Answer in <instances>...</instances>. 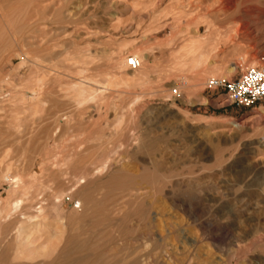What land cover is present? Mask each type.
<instances>
[{
  "label": "rangeland",
  "instance_id": "rangeland-1",
  "mask_svg": "<svg viewBox=\"0 0 264 264\" xmlns=\"http://www.w3.org/2000/svg\"><path fill=\"white\" fill-rule=\"evenodd\" d=\"M212 4L0 0V210L8 173L34 183L29 214L65 196L46 220L62 251L53 264H264V101L239 107L207 84L264 66V24L244 25L245 7L214 19ZM210 21L220 35L190 70L180 48ZM135 53L141 69L119 64ZM86 76L100 94L84 106L71 89ZM97 164L107 168L71 200L74 177ZM77 199L86 206L70 216ZM23 221L0 220V232L11 241ZM5 248L0 264H14Z\"/></svg>",
  "mask_w": 264,
  "mask_h": 264
},
{
  "label": "bare ground",
  "instance_id": "bare-ground-1",
  "mask_svg": "<svg viewBox=\"0 0 264 264\" xmlns=\"http://www.w3.org/2000/svg\"><path fill=\"white\" fill-rule=\"evenodd\" d=\"M256 1L255 0H213L212 6L210 8H208L207 11H208L209 15L211 17H213L214 19H220V17L222 18V16H223L224 21L228 22V21H230L236 17V15L241 11V9H242L241 7H245V8H243V11H244V17L243 18H251V20L250 21H248V20L246 21V19H245V21L243 20L244 25H246L247 27H249L251 23L263 25L264 24V4L259 5L258 3H256ZM251 3H253L254 5L253 4L251 5ZM240 20L242 21V19H240ZM217 21L219 22V20H217ZM217 21L215 23L211 22V21L207 23V32L209 33L208 37H206V38H198V37L197 38H191L188 41L186 40L184 45L180 48V53H179L180 56L178 57V59H181L180 61L183 62V65L188 66L190 68V70L191 69L197 70L198 68H200L202 65H204L207 62L208 57H207V54L205 53V49L207 46H210L209 44L213 43L215 36L217 37L220 35V33L218 32V29H219L218 26L219 25L217 24L218 23ZM204 22H206V21H204ZM219 24H221V23H219ZM237 32H238V30H237ZM213 44H211V45H213ZM133 56L140 63V67L138 69H141L142 65H143L142 63L144 60V56L140 53H135ZM128 63H129V58H126L125 60H122V62L119 64H121L123 68L124 67L126 68L127 66H129ZM81 67H83V66H81ZM236 68L237 67H233L231 70H235ZM80 71H81V68H80ZM81 74H82V72H81ZM113 76H115V75H113ZM129 78H130V80L126 81V83H125L126 84L125 87L128 86V88H129V86H132L130 84V83H132L131 81H137L136 76L129 77ZM109 82L110 81H108V83ZM97 83H99V82H97ZM95 84H93V86H92L91 79L89 80L88 77H87V79L85 78V80L80 79V81L75 82L74 85L72 86V89L70 88L71 91L73 92V97L75 98V102L77 104H81V105H84L87 103L90 104V101H92V100H94L96 102V100H97L96 96H97V94H100L99 93L100 91L98 88H94ZM99 84L102 85V88H104L105 86L107 87V85L103 86V84H106V82H102ZM113 84H112L113 86H116L115 83H113ZM117 85H120V84H117ZM13 90H11V91H13ZM100 90H102V89H100ZM103 90H107V89H103ZM103 90H102V92H103ZM40 94H37L35 96L36 98L31 99V101L29 102V105H28L29 107L30 106L35 107L38 103H40L42 101V100H40ZM101 97H102V95H101ZM98 99H100V98H98ZM9 100H11V99H9ZM97 101H99V100H97ZM226 102L227 101H225L224 103H226ZM78 107H79V105H78ZM261 110H264V107L261 108ZM100 168L101 169L107 168V165L104 166L102 164V165L95 166L92 168V170L89 169L88 171H85L84 175H82L80 177H74V179L71 183V186L68 189L69 191L66 195L70 194V199L73 200V197L75 195H77V192H79V190L81 188L86 187L89 184L88 182L91 178L98 175V173L100 172L99 170H101ZM5 177H6L7 182L11 185V190H9V194H8L9 197H7L8 199L6 200L7 202H6L5 206L3 207L2 210H0V220L4 219L5 221H7V220H11L12 218L16 217L17 215H20V217L22 219H26V217H28L30 223L27 225H24V221L21 222L20 226L18 227L17 231L15 232V237L13 239H11V241H9V239L12 236L9 238V236L7 234L0 232V242L2 244L6 245V248L4 249V251H6L12 247L14 248L13 249V250H15V252H14L15 261L14 262L16 264H53L56 261L54 258L55 254L57 253L56 249L59 252V249H58L59 247L57 244H54V246L56 245L54 247L52 245L53 243L50 244V242L48 241V240H50L51 237L47 236V234L49 233V230L46 228V224H47L46 220L48 219L49 212H51L52 210H56L57 206L59 207L62 200L65 198V196H62V195L54 196L53 201L50 203V205H47L49 203L45 204L46 206H49L48 208L45 207V209H43L41 206H38L37 212L34 211L35 212L34 214H29V213L25 212L24 210L28 211V209L32 208L31 203H33V202L30 201L31 207H27L26 204H27L28 200L30 199V193H31L32 188H34L33 187L34 183L33 182L28 183L29 181L26 182L22 178V176L18 175V174L11 177V176H9V173H8V175L6 174ZM91 181H92V179H91ZM18 192L20 193V195L15 200V198H13V196L16 195V193L18 194ZM40 193L42 194V192H40ZM38 195H40V194H38ZM86 198H87V196H86ZM34 199H37V198H34ZM39 204H40V202H39ZM28 205H29V202H28ZM36 205H38V203ZM85 206H86V204H85L84 200L77 199L76 203L72 207L73 209L71 211L70 216L75 215L74 213L79 214V212H82L84 210ZM46 236L49 239L46 238ZM56 236H58V235H56ZM249 236L250 235L246 232V238H248ZM251 246H248L246 249L250 248ZM56 247H58V248H56ZM61 252H59L60 255H61ZM57 256L58 255H56V257ZM53 258L55 261L53 260ZM59 258L57 260H59ZM251 258H253V256ZM258 258H260V257H258ZM249 261H251V260H249ZM224 264H226V263H224ZM227 264H232V261L228 262Z\"/></svg>",
  "mask_w": 264,
  "mask_h": 264
},
{
  "label": "built area",
  "instance_id": "built-area-1",
  "mask_svg": "<svg viewBox=\"0 0 264 264\" xmlns=\"http://www.w3.org/2000/svg\"><path fill=\"white\" fill-rule=\"evenodd\" d=\"M129 68L137 70L139 61L131 57ZM210 90H221L227 101L239 107L252 108L264 101V66H253L234 79L211 78L207 83Z\"/></svg>",
  "mask_w": 264,
  "mask_h": 264
}]
</instances>
